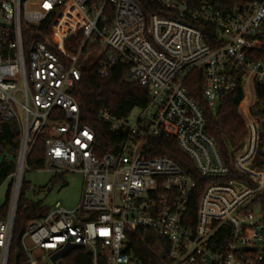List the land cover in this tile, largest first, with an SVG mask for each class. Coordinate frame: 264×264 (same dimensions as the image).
Here are the masks:
<instances>
[{"label": "built area", "instance_id": "obj_1", "mask_svg": "<svg viewBox=\"0 0 264 264\" xmlns=\"http://www.w3.org/2000/svg\"><path fill=\"white\" fill-rule=\"evenodd\" d=\"M197 1L194 8L187 0H158L164 10L150 15L135 0H0V18L12 24L0 26V117L21 128L4 217L6 203L0 207V264H10L18 202L30 170L26 162L41 136L46 137L45 166L38 171L80 173L84 187L74 209L57 203L27 224L20 241L26 264H65L52 258L69 246L91 253L93 264L103 254L106 264H145L129 253L134 233L157 237L163 264H264V213L255 204L264 191V170L254 165L263 121L250 111L254 85L264 86V62L252 60L253 52L264 48V0L227 14L210 0ZM56 14L48 43L61 55L41 42H32L26 55L23 26H40ZM202 22L215 26V48L205 43ZM77 33L83 35L78 53H68L65 42ZM97 48L94 62L99 61L103 77L123 64L126 81L147 88L151 97L133 123L101 113L112 132L127 131L123 143L101 158L96 134L81 124L70 93L82 63ZM195 70L203 72L210 109L241 85L249 117L248 137L234 154L233 168L242 180L207 185L194 218L196 182L173 160L147 158L145 150L150 139L165 133L175 137L201 177L230 176L217 142L206 133L203 109L185 88Z\"/></svg>", "mask_w": 264, "mask_h": 264}, {"label": "trees", "instance_id": "obj_2", "mask_svg": "<svg viewBox=\"0 0 264 264\" xmlns=\"http://www.w3.org/2000/svg\"><path fill=\"white\" fill-rule=\"evenodd\" d=\"M145 14H155L163 9L158 0H135ZM192 7H198L197 0H187ZM215 10L224 14L231 13L234 8L247 6L251 3L262 0H210ZM57 15L49 17L40 26H23L22 35L25 45V53L29 54L32 42H41L49 46L48 41L53 36L52 26ZM111 24L113 16L110 15ZM64 22L61 19L60 24ZM198 27L204 34L205 43L215 45V26L211 23H199ZM83 41L82 33H77L65 42V50L71 54H77L79 46ZM59 56V52H56ZM104 55L102 59H105ZM252 60L264 62V48L253 52ZM86 63V62H85ZM127 67L123 64L116 65L107 77H103L99 72V61H93L86 67L81 68L80 80L75 83L70 91L75 98L80 109L81 124L90 127L96 134L97 148L96 155L102 157L106 153L116 149L127 137L126 130L119 132L111 131V124L101 118L103 111H108L117 120L127 119L137 109L145 110L151 101L150 92L147 88L126 81ZM185 88L191 98L203 109L206 120V133L217 142L220 152L227 165L231 169V174L226 179H206L201 177L196 171L193 162L185 156L177 145L175 137L162 133L158 137L150 139L145 150L147 158L166 157L177 163L191 178L197 186L194 190L190 213L194 215L197 209V202L205 187L211 182H229L231 180H242L234 171V154L244 145L248 130L245 120L240 114V105L245 100L243 87L225 95L221 104L216 110L207 106L203 96L204 76L201 70H195L189 74L185 81ZM256 102L251 107V114L255 118L263 121V132L260 134L257 154L254 165L264 170V86L256 83L254 85ZM45 142L46 137L41 136L32 147L27 158L26 165L32 171L41 170L45 166ZM21 147V128L15 121H5L0 117V188L8 181L17 166V160ZM63 175L55 176V179L62 181ZM11 183H9V190ZM28 184L23 181L20 198L15 218L12 252L10 264H26L25 257L21 249V237L28 223L41 219L47 215L48 211L40 203L27 202L25 193ZM9 193L7 202L3 208V217L7 213ZM255 204L261 207L264 213V191L257 197ZM131 252L136 258L145 264H163L159 252V240L153 233L132 234L130 237ZM106 257L100 256L99 264H106ZM65 264H93L91 253L85 250H77L67 259Z\"/></svg>", "mask_w": 264, "mask_h": 264}, {"label": "rangeland", "instance_id": "obj_3", "mask_svg": "<svg viewBox=\"0 0 264 264\" xmlns=\"http://www.w3.org/2000/svg\"><path fill=\"white\" fill-rule=\"evenodd\" d=\"M95 46L90 44V51ZM100 48L93 51V54L89 56V60L86 63H82L83 67L91 64L100 53ZM251 107L255 103L254 94L251 97ZM248 101H243L240 105V114L245 120V124L248 121ZM251 111V110H250ZM142 114V110H135L129 117L130 122H135ZM62 181L55 179L53 174L44 171H32L26 170L24 174V181L28 184V189L25 193V199L27 202L40 203L44 209L50 212L57 203H60L67 209H74L79 204L83 194V176L80 173L75 174H62ZM9 192V182H6L0 188V207L7 202V195ZM254 216L257 221L261 219V210L256 208L254 210ZM43 263H48L47 259L42 257Z\"/></svg>", "mask_w": 264, "mask_h": 264}, {"label": "water", "instance_id": "obj_4", "mask_svg": "<svg viewBox=\"0 0 264 264\" xmlns=\"http://www.w3.org/2000/svg\"><path fill=\"white\" fill-rule=\"evenodd\" d=\"M0 26L11 28L12 24L0 18ZM260 132H263V127L260 129ZM81 249L80 246H69L65 251L60 254L55 255L52 260L56 263L58 260L66 259L68 256L72 254L74 250Z\"/></svg>", "mask_w": 264, "mask_h": 264}]
</instances>
